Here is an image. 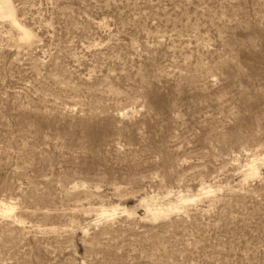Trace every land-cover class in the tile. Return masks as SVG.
I'll return each mask as SVG.
<instances>
[{"label": "rangeland", "instance_id": "obj_1", "mask_svg": "<svg viewBox=\"0 0 264 264\" xmlns=\"http://www.w3.org/2000/svg\"><path fill=\"white\" fill-rule=\"evenodd\" d=\"M11 2L0 264H264V0Z\"/></svg>", "mask_w": 264, "mask_h": 264}, {"label": "bare ground", "instance_id": "obj_2", "mask_svg": "<svg viewBox=\"0 0 264 264\" xmlns=\"http://www.w3.org/2000/svg\"><path fill=\"white\" fill-rule=\"evenodd\" d=\"M0 19L8 20V22H10V24L17 30L19 38L21 40L30 41L33 38L34 35H33L32 31L29 30L27 27H25L23 24H21L18 21L17 16H16V11H15V8L13 7V5H12L11 0H0ZM256 166L257 165H255V163L253 161H251L247 165V168H246V171H245L247 177H254V176L257 175L258 168ZM182 203H183V201H182ZM9 206L8 207H4L3 210L1 211V213L2 214H8L11 211V207H9ZM150 206H151V204H150ZM151 208H153V206ZM151 208H149V207L146 208L148 210V212H149L148 214H150L151 218L158 219L160 217L168 216L172 211L179 210L180 207L177 206V205H172L171 204L169 207H166V208H157V207L155 209H151ZM114 210H115V207H114V209H111V208L110 209L109 208L106 209V207H105V208H103L101 210V213L103 215L109 217V216H112V215L115 214Z\"/></svg>", "mask_w": 264, "mask_h": 264}]
</instances>
